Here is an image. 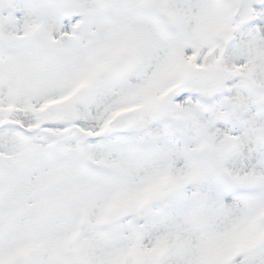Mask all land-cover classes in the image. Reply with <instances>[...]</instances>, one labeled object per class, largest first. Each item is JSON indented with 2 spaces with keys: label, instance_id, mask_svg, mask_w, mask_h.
<instances>
[{
  "label": "rangeland",
  "instance_id": "374dc122",
  "mask_svg": "<svg viewBox=\"0 0 264 264\" xmlns=\"http://www.w3.org/2000/svg\"><path fill=\"white\" fill-rule=\"evenodd\" d=\"M173 1L176 5L169 0H102L120 29L114 43L99 38L97 44L82 40L93 38L100 16L79 0L0 5V246L7 243L14 251L0 256V264H211L187 259V243L165 233L184 223L187 231L204 228L219 218L218 207L227 202L238 213L230 245L234 252L212 264H246L264 247L259 224L264 162L240 140L254 111L234 101L254 78L264 104V71L251 66L245 72L243 58L230 64L223 60L226 53L249 48L252 37H264V4L247 29L235 32L232 12L241 0L223 1L217 9L221 15L215 11L220 28L210 12V19H199L200 34L192 42L204 39L210 27L220 33L228 27L225 48L220 53L213 49L210 56L204 50L199 56L187 53L180 69L182 64L172 58L167 67L172 73L161 74L156 89L149 80L148 89L139 90L137 84L152 70L146 62L155 45L153 28L172 29L177 41L187 39L188 25L195 23L183 17L184 0ZM152 3L169 13L167 23L156 19ZM69 12L81 18L74 40L67 33ZM70 25L74 28L75 21ZM32 32L35 40L18 44ZM120 57L133 59L132 68L122 79L106 82L104 73ZM57 82L72 87L55 91ZM212 110L224 119L210 120ZM125 112L135 118L128 134L103 133L107 121ZM261 121L264 130V115ZM233 123L235 131L228 132ZM18 128L35 135L22 138ZM192 131L202 139L193 141ZM218 190L214 197L212 191ZM63 207L71 210L66 220ZM97 223L104 226L96 231L91 225Z\"/></svg>",
  "mask_w": 264,
  "mask_h": 264
},
{
  "label": "bare ground",
  "instance_id": "6f19581e",
  "mask_svg": "<svg viewBox=\"0 0 264 264\" xmlns=\"http://www.w3.org/2000/svg\"><path fill=\"white\" fill-rule=\"evenodd\" d=\"M79 1L83 5L91 6L93 10L95 11L97 10L100 16L99 21L95 25L98 30L96 29L94 32H92L93 38L89 39L88 44H91L93 42H96L97 44V41H99V38H102L104 40L106 39L105 41H112L114 43L115 42L114 38H116L115 31H119L120 25H119V22L116 23V22L111 21L112 18L110 14L112 12L109 13L105 10L106 8L104 6V2H102V0H79ZM223 1L225 2V0H222V1L184 0L183 7L181 9L183 17L184 19H187V20L189 19L195 22V23L192 22L191 26L188 25V28L185 32V35H187L188 37L185 40L178 39L177 41H175L177 38L173 39L174 37L172 36L173 34L172 29L168 31L159 26L153 28L154 32L152 31L153 33L152 37L154 36L155 43L153 44L155 45L148 49L150 52L149 54L150 57H149V60H147L146 62L147 68H149V70L151 69L152 70L150 71V74L148 73L147 75H145L144 80L142 79L141 82L137 84L136 87L140 88L139 90H141V88L143 87L148 89V86H150V84L147 86L146 84L149 82V80H150V83L151 82L155 83L154 88L156 89L158 87L157 83L159 80L157 79L159 78V76L161 74L163 75V73L166 70L169 74L172 73L171 71H168V70H171V68L170 69L167 68L169 67L168 63L171 61L172 58L178 61L177 64H180V63L182 64L183 60L181 59L187 53L199 56L198 53H200L201 50H204L206 51V55L210 56L212 54L213 49L218 50L221 47V43L226 41V37L228 34V30H229L228 27H226L228 29L226 30V32H221L222 34L216 28L210 27L209 28L210 30L207 31L208 35H206L204 39L203 38L200 39L197 44L192 41L194 39H197L198 35L200 34L196 32V29H197L196 26L197 24H199V19H202V18L210 19V12H212V18L219 19L217 15L218 14L217 9H219L220 7L218 6V4H222ZM169 2L174 3L173 0H169ZM215 11L217 14L215 13ZM225 13L226 14L228 13L227 9H225ZM48 18H51V16H48ZM213 22L212 23L217 28H220V25L222 24V21L220 19L218 20L217 23L214 20ZM56 26H57V23L54 27ZM206 28H208L207 25H205L201 29L202 31H205ZM221 29L224 30L225 28L221 27ZM57 30L59 31V27H57ZM122 32L124 33L123 36H126V31L123 30ZM177 32L178 31L176 28L175 37L177 36ZM67 33H70L69 29L67 30ZM56 35L58 36V34ZM127 35H128V31H127ZM139 39L143 41L141 37ZM70 42L72 41H69V44ZM249 45H250L249 48H241L238 50L234 48L236 52L226 53L223 56V60L230 64L233 61L235 62L243 58L244 62H246L245 72H249L252 69L251 66H253L254 68H260L261 66L262 67L261 70L264 71V37L262 38L252 37L250 39ZM94 48L96 50L98 49V47H94ZM82 51L83 50H80L78 53H76L77 63L79 62L78 59L82 55L81 54ZM150 61H151L150 65L149 64L147 65V63H149ZM70 63H71V58H70ZM181 66L183 67L184 63ZM162 67H164L165 69H163ZM76 68L78 69V64H76ZM76 68H75V71H76ZM70 71H71V67H70ZM258 72H260L259 69H258ZM74 76L75 74L74 75L69 74L68 77L76 79V76L75 77ZM172 76L176 78L175 74ZM254 81L255 80L253 78V82ZM253 82L248 83L241 90H239L236 93V96H234V101L237 102L238 104H241L243 102L244 104L252 105L254 114H250L249 118L246 121V125L243 126L241 130L243 134L240 140H242V147L244 149L245 148L249 149L251 153L256 155L255 157L260 160V163L261 162L263 163L264 162V130H262L263 122L261 121V116L264 115L263 113L264 104L262 101V92L260 90L261 87H257ZM65 85L66 84L60 85L57 82V84H55V87L53 89L55 91H60L61 89L66 90L67 87H70L69 85H66V86ZM35 99H41V96L36 95ZM140 99H144V98H140ZM128 105H129V102H128ZM210 112H211V117H212L210 120H213L215 123H219L220 121L224 119V117L222 116H215V115H218L216 110H212ZM214 122H208V123L210 124V126L212 125V127H214L215 126ZM235 129H236L235 124L233 123L231 124V127L227 131L234 132ZM191 130H196V129L191 127ZM212 132L213 131L211 130V133ZM202 137L203 135L199 132H195V131L194 133L193 131L191 132V139L195 142H198L199 140H201ZM250 160L253 162L252 157L250 158ZM223 192H224V189H221L222 195H224ZM212 193H214L213 196L216 197L218 194H220V191L219 190L212 191ZM63 197L67 198V195H64ZM226 206H230L231 209L227 211L225 208ZM61 212L64 213L65 215L64 220H66V218L68 219V217H70L71 215L70 208L65 209L63 207L61 209ZM218 213L220 215L219 218L213 219L210 223L206 222V224L208 225L204 226V228H189L190 230L187 231L186 229L188 228L187 227L188 225L184 223L182 226H180V228L175 229V230H169L168 232L165 233V235L168 238H175L178 243H184V242L185 244L187 243L186 250L190 252H189L188 257L186 258L189 260L190 258L200 259L202 260V262L208 261V263H211V264L216 263V262H223L225 261V259H230V257L232 256L234 252V247H231L230 245L232 241L234 240V236H235L234 233L236 230L234 226L238 222L237 220L238 213L235 210V208L230 205L229 202H227L226 205L219 206ZM152 237H155V236L153 235ZM8 245L9 244L7 243H3L0 246V256L14 252L13 249L8 248ZM246 264H264V247H262V249L257 252L255 260L250 261Z\"/></svg>",
  "mask_w": 264,
  "mask_h": 264
},
{
  "label": "water",
  "instance_id": "95a60500",
  "mask_svg": "<svg viewBox=\"0 0 264 264\" xmlns=\"http://www.w3.org/2000/svg\"><path fill=\"white\" fill-rule=\"evenodd\" d=\"M11 1V0H8ZM262 0H243L237 9L236 18L238 20L237 30L246 27L249 20L253 14V7L259 5ZM155 10L160 11L164 14V10L161 7H154ZM34 37V35H32ZM131 65V60L120 59L114 63V65L109 70L108 74L105 75L106 80H114L121 77L124 72ZM133 124V118L129 114H125L117 120H114L110 126L109 130L111 132H122L126 131ZM264 224V220L262 221ZM7 264H22L20 261H13Z\"/></svg>",
  "mask_w": 264,
  "mask_h": 264
}]
</instances>
